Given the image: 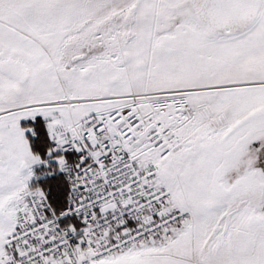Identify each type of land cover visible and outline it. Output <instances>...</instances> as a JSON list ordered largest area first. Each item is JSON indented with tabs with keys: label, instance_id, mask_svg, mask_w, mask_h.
Listing matches in <instances>:
<instances>
[{
	"label": "snow or ice",
	"instance_id": "obj_1",
	"mask_svg": "<svg viewBox=\"0 0 264 264\" xmlns=\"http://www.w3.org/2000/svg\"><path fill=\"white\" fill-rule=\"evenodd\" d=\"M0 264H264V0H0Z\"/></svg>",
	"mask_w": 264,
	"mask_h": 264
}]
</instances>
